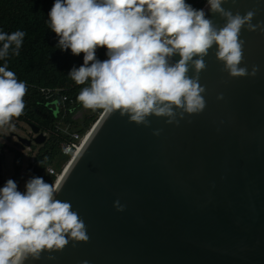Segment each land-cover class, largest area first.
Wrapping results in <instances>:
<instances>
[{
  "label": "water",
  "instance_id": "95a60500",
  "mask_svg": "<svg viewBox=\"0 0 264 264\" xmlns=\"http://www.w3.org/2000/svg\"><path fill=\"white\" fill-rule=\"evenodd\" d=\"M222 6L255 9L252 23L264 22V0ZM240 38L241 66L259 71L231 78L210 49L199 79L203 112L179 124L150 116L148 127L102 114L56 195L78 212L89 241L24 264H264V32L245 28ZM30 128L36 138L19 142L43 145L47 136Z\"/></svg>",
  "mask_w": 264,
  "mask_h": 264
},
{
  "label": "clouds",
  "instance_id": "9594fccd",
  "mask_svg": "<svg viewBox=\"0 0 264 264\" xmlns=\"http://www.w3.org/2000/svg\"><path fill=\"white\" fill-rule=\"evenodd\" d=\"M227 2L207 0L209 11L224 20L222 26L186 0H55L48 22L58 48L83 53V64L68 73L75 84L84 85L77 95L83 108L119 112L145 127L150 116L179 124L186 114H199L206 107V89L199 79L213 47L229 77H255L259 71L256 65L251 72L241 66L245 41L240 35L245 28L264 32V22L252 23L255 9L241 15L225 9ZM25 35L21 30L0 31V60L5 61L0 66V127L25 109L26 82L7 64L10 50L19 55ZM98 48L106 49L107 59H97ZM217 98L223 99L222 94ZM61 190L42 177L30 178L23 192L12 179L0 188V264H24L45 251H62L70 241H89L72 204L56 198ZM114 207L124 211L119 200Z\"/></svg>",
  "mask_w": 264,
  "mask_h": 264
},
{
  "label": "trees",
  "instance_id": "16d2710c",
  "mask_svg": "<svg viewBox=\"0 0 264 264\" xmlns=\"http://www.w3.org/2000/svg\"><path fill=\"white\" fill-rule=\"evenodd\" d=\"M55 0H0V31L12 33L21 30L26 33L19 55L9 53L8 70L16 74L18 80L26 82L24 96L25 109L12 121L24 122L39 128L47 136L46 142L38 147L35 162L28 166L36 176L49 166L58 170L66 163L62 155V144L68 141L59 130L58 121L63 117L62 100L67 97L68 117L75 107L82 106L77 95L84 85H77L68 76L73 67L83 64V53L73 55L71 50L57 47L58 37L50 29L48 13ZM196 9H203L207 0H186ZM2 46V45H0ZM97 59H107L106 49L96 50ZM4 60H0L3 66ZM87 115L81 121L71 120L72 130L84 133L89 130L104 113L103 110L87 109ZM4 145H0V163H2ZM35 148V146L33 147ZM15 151V170L18 177L23 166V154Z\"/></svg>",
  "mask_w": 264,
  "mask_h": 264
},
{
  "label": "rangeland",
  "instance_id": "374dc122",
  "mask_svg": "<svg viewBox=\"0 0 264 264\" xmlns=\"http://www.w3.org/2000/svg\"><path fill=\"white\" fill-rule=\"evenodd\" d=\"M87 109L83 108L82 106L75 107L73 109V114L64 115L63 117L59 118L58 125L59 127H63L64 129L67 127H73V125L70 124L71 120H79L81 121L85 115H87ZM36 138V135L32 132L30 126L27 123L24 122H18L12 121L3 127H0V145L2 148L4 147V151L1 154L3 156L2 163L0 165L2 166V185H0V188H2L7 180L12 179L17 184L19 183V177H22L33 161H35V155L37 153L38 147L37 145H33L30 148L25 147L22 145L19 140H34ZM35 146V148H33ZM17 150L23 154V161H22V170L19 174V176H16V170H15V151ZM1 151V149H0ZM1 153V152H0ZM26 181L22 180L19 185V191L23 192V189L25 188Z\"/></svg>",
  "mask_w": 264,
  "mask_h": 264
},
{
  "label": "built area",
  "instance_id": "2783aa9c",
  "mask_svg": "<svg viewBox=\"0 0 264 264\" xmlns=\"http://www.w3.org/2000/svg\"><path fill=\"white\" fill-rule=\"evenodd\" d=\"M68 102H69L68 98L64 97L62 100V108H63V114L64 115H67L69 112L68 108L66 106ZM71 113H73V111H71ZM95 124L89 130H87L84 133L75 132L72 130L71 127H67L65 129L63 127H59L60 132L63 135H65L68 139V141H66L62 144V155L67 159L66 163L61 167L60 170H58L54 166H49L44 170L43 173L38 174L36 176L33 175L34 169L30 170V172H27V170H26V173L22 177H19V179H18L19 180V183L17 184L18 190H19V185H20L22 180H25L27 182L30 178H33V177H42L45 182L52 183V184L57 186L59 184V182L61 181V179L63 178V176L65 175L66 171L68 170V168L71 165V163L73 162V160L81 152V150L84 147L86 141L88 140L92 130L94 129ZM64 149H70V151L65 153ZM34 162L35 161H33V163ZM23 191H25V188L23 189Z\"/></svg>",
  "mask_w": 264,
  "mask_h": 264
},
{
  "label": "bare ground",
  "instance_id": "6f19581e",
  "mask_svg": "<svg viewBox=\"0 0 264 264\" xmlns=\"http://www.w3.org/2000/svg\"><path fill=\"white\" fill-rule=\"evenodd\" d=\"M59 186V185H58Z\"/></svg>",
  "mask_w": 264,
  "mask_h": 264
}]
</instances>
